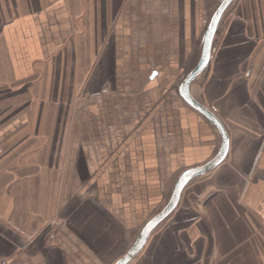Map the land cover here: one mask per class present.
Wrapping results in <instances>:
<instances>
[{"label":"crops","instance_id":"obj_1","mask_svg":"<svg viewBox=\"0 0 264 264\" xmlns=\"http://www.w3.org/2000/svg\"><path fill=\"white\" fill-rule=\"evenodd\" d=\"M131 1L0 0V261L114 264L175 183L220 153L219 130L179 91L211 0H165L155 44L121 37ZM231 8L220 55L189 86L229 136L200 177L215 188L193 179L130 264H264V0H234L220 25Z\"/></svg>","mask_w":264,"mask_h":264},{"label":"rangeland","instance_id":"obj_2","mask_svg":"<svg viewBox=\"0 0 264 264\" xmlns=\"http://www.w3.org/2000/svg\"><path fill=\"white\" fill-rule=\"evenodd\" d=\"M223 1L224 0H211L210 4L205 3L203 5L204 15L202 16L201 25H200V35L197 38L191 37L192 40L190 42V47H189L190 51H186V52L183 51L182 53H180V54H183V55H181L180 60L192 61V60H195V58H196L195 64L198 65L199 61L202 58L201 56L203 54V50H204V46H205V39H206L208 28L210 26L212 18L214 17L215 13L219 9V7L221 6ZM169 2H171V0L167 1V5ZM165 8H167V6L165 7V0H135V1L132 0L130 2V4H125L123 7V11L125 12V14L121 15V25L122 26L119 23H117L118 29L120 30V33H121V37L122 38L125 37L126 42H129V43L132 42L133 43V42H136V39H137L136 37H139L142 35L141 37L148 36V39H149L148 42L151 44L161 43L162 39H165V20H164V17H165V15H172V14L165 12ZM232 11L233 10L231 8L229 10V14L223 18V21L219 27V30L217 33L218 36H217L215 43H214V46H213L212 60L217 59L218 58L217 55L219 53H221L222 46L224 45V37L226 34V30L231 24V21H232L231 18L234 17V15H232ZM176 12L177 13H174V14L178 15L179 11H178L177 7H176ZM113 30H114V28H113ZM109 40H111V38H109ZM109 40L107 41V44H108ZM153 58H154V60H157V58L160 59V55H158L157 53H154ZM163 58H164V56H163ZM160 69L163 70L162 67H160ZM192 69L193 68H191V69L190 68L189 69L181 68V71H180V73L182 74V77L180 80L181 82L186 79L187 75L190 73V71ZM164 84H165V81H164ZM97 86L100 87L101 85L97 84L96 87ZM94 91H99V89L97 88ZM213 176L214 175H212V177ZM200 177H202V176L200 175L197 177V178H199L198 180L202 179V178L200 179ZM210 177H211V175L205 177V179L207 181L204 179H202V180L206 181L207 187H209L210 189H214L215 186H214V183H212V180L210 179ZM253 182H254V176L251 177V179L249 178L247 181H245V184H247V187L248 186L251 187ZM177 183H178V181H177ZM177 183H175L174 187H172V189L170 191V194L167 196L166 201H165V206L159 212H156L154 215H152L153 217H151L149 219V222L152 219H154L158 214H160L164 210V208H166V206L168 205V203L170 202V200L173 196V193L175 191ZM218 187L222 191L227 190L226 184L225 185L223 184L222 186L219 185ZM250 211H251V215H253V217L256 220L253 217H252V219L256 223H259L257 217L253 214L251 209H250ZM174 214L172 216H169L165 220V225L167 223H169L171 220L176 219L177 215L174 216ZM142 230H140V231L142 232ZM126 252L127 251H124L122 254H125Z\"/></svg>","mask_w":264,"mask_h":264},{"label":"water","instance_id":"obj_3","mask_svg":"<svg viewBox=\"0 0 264 264\" xmlns=\"http://www.w3.org/2000/svg\"><path fill=\"white\" fill-rule=\"evenodd\" d=\"M234 0H224L215 13L214 17L212 18V21L210 23V26L207 31L206 39H205V46L202 54V58L197 65V67L191 71L186 79L182 82L181 87L179 89L180 94L182 98L195 110H197L199 113H201L203 116H205L211 123H213L217 129L219 130L222 139L223 144L220 153L217 155L215 159H213L208 164L191 169L187 171L178 181L175 191L173 193V196L166 206L164 210L158 214L154 219H152L147 226L143 229L141 232L139 238L137 239L136 243L133 245V247L129 250V252L116 264H130L135 257L143 250L146 243L148 242L150 236L155 231V229L163 223L178 207L179 202L181 200V196L183 194V191L188 186V184L195 178H197L200 175H203L204 173H207L218 166H220L226 159V155L229 150V136L226 132V129L222 122L216 117L215 114H213L209 109H207L205 106H203L201 103L197 102L191 95L189 91L190 84L194 81V79L204 72L207 67L210 64V61L212 59L213 55V46L217 34L218 27L220 25L221 19L225 13V11L228 9V7L233 3ZM158 73L154 72L151 76V79H155L157 77Z\"/></svg>","mask_w":264,"mask_h":264},{"label":"built area","instance_id":"obj_4","mask_svg":"<svg viewBox=\"0 0 264 264\" xmlns=\"http://www.w3.org/2000/svg\"><path fill=\"white\" fill-rule=\"evenodd\" d=\"M0 264H9V261L8 260H1Z\"/></svg>","mask_w":264,"mask_h":264}]
</instances>
